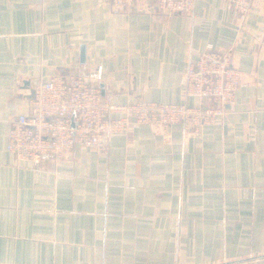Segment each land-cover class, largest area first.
I'll list each match as a JSON object with an SVG mask.
<instances>
[{"label":"crops","instance_id":"1","mask_svg":"<svg viewBox=\"0 0 264 264\" xmlns=\"http://www.w3.org/2000/svg\"><path fill=\"white\" fill-rule=\"evenodd\" d=\"M207 44L241 71L213 124H133L43 167L6 150L33 82L57 74L84 73L112 104L198 105L179 81ZM0 264H264V0L243 22L225 0L173 15L0 0Z\"/></svg>","mask_w":264,"mask_h":264},{"label":"built area","instance_id":"2","mask_svg":"<svg viewBox=\"0 0 264 264\" xmlns=\"http://www.w3.org/2000/svg\"><path fill=\"white\" fill-rule=\"evenodd\" d=\"M195 0H106L112 13L154 11L159 15L191 14ZM240 22L250 12L253 0H225ZM180 84L186 96L198 105L135 100L128 104L104 102L98 87L87 76L54 75L32 85L29 112L18 114L7 133L6 150L15 158L43 167L44 161L67 159L75 145L102 153L105 136L128 132L133 124H147L168 134L181 123L186 133L213 124L232 105L241 84V71L232 63V50L207 44L189 60ZM116 115V116H114Z\"/></svg>","mask_w":264,"mask_h":264},{"label":"water","instance_id":"3","mask_svg":"<svg viewBox=\"0 0 264 264\" xmlns=\"http://www.w3.org/2000/svg\"><path fill=\"white\" fill-rule=\"evenodd\" d=\"M80 60L81 62L85 61V50L83 45L80 47Z\"/></svg>","mask_w":264,"mask_h":264}]
</instances>
